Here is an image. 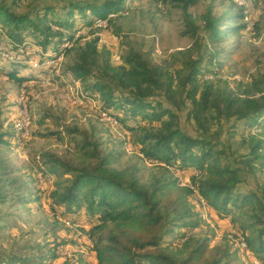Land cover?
<instances>
[{
  "label": "trees",
  "instance_id": "trees-1",
  "mask_svg": "<svg viewBox=\"0 0 264 264\" xmlns=\"http://www.w3.org/2000/svg\"><path fill=\"white\" fill-rule=\"evenodd\" d=\"M163 2L182 10V34L193 39L189 47L160 63L130 47L115 63L111 50L100 46L98 37L81 41L80 36L65 48L64 54L72 55L62 72L66 84L78 82L84 98L96 100L101 111L118 121L135 151L151 164L147 180L141 181L135 165L114 167L120 154L111 151L101 156L95 143L84 137L75 144L77 164L52 153L41 154L40 176L50 177L48 183L55 186L51 208L73 225L82 216L89 220L96 264H245L228 239L218 238L214 229L192 237L204 219L194 197L221 218H232L249 256L264 264V195L239 187L242 169L251 173L257 161L264 163V75L233 84L220 75L217 60L221 42L240 38L245 14L242 8L222 14L208 8L195 17L188 8L198 0ZM125 3L76 0L59 10L44 4L19 12L11 3L0 1V62L6 66L5 75L19 83L35 81V75L19 74L30 67L28 59L34 53L43 64L56 59L79 26L91 27L96 19L122 10ZM117 17L109 18L105 28L114 27ZM12 54L16 56L11 58ZM49 68L37 69L47 72ZM208 73L214 74L213 79L202 80ZM182 114L194 125L195 134L181 127ZM224 123L240 129L241 143L248 147L237 159L220 141ZM254 128L257 133H252ZM231 130L225 139L233 137ZM11 137L0 133V144H9ZM6 168L0 157V203L6 198L5 183L12 180L5 177ZM176 173L190 176L181 184ZM65 174L69 177L63 178ZM56 258L55 243L0 249V264H50Z\"/></svg>",
  "mask_w": 264,
  "mask_h": 264
},
{
  "label": "rangeland",
  "instance_id": "rangeland-1",
  "mask_svg": "<svg viewBox=\"0 0 264 264\" xmlns=\"http://www.w3.org/2000/svg\"><path fill=\"white\" fill-rule=\"evenodd\" d=\"M0 1L11 3L12 9L16 11L28 12L39 9L44 4L59 10L69 1L76 0H15V4L14 0ZM234 1L241 7L231 4L229 0H198L188 8L195 17H200L208 8L215 14L243 9L245 28L240 38L228 37L221 42V52L217 57L220 75L233 84L264 75V0ZM115 15H123L117 17L114 22V27L119 30L118 35L115 34L113 26L105 28L109 18L105 21H98L104 19L98 18L91 27L79 26L74 38L60 47L63 50L56 59L47 60L43 64L40 62V55L34 53L30 60L28 59L30 67L26 70L20 69L19 74L35 75V81L19 83L16 79L8 78L3 68L6 66L0 62V133L8 132L12 135L9 144H0V157L5 160L7 166L5 177L12 179L5 183L6 198L0 203L1 250L15 251L31 243H55L58 258L50 264H64L66 260H69L70 264H96L89 237V220L82 216V219L73 225L68 219L56 216L50 204L54 184L40 185L36 182V177H41L39 167L42 164L41 154L44 152L77 164L79 158L75 144L86 137L87 141L95 143L94 146L101 156L111 151L120 154L119 160L112 164L114 167L135 165L141 181L144 182L148 178L150 162L143 160L135 151L133 144L129 142L128 134L119 123L117 122V127L116 124L112 126L103 120L99 114L98 102L82 97L77 83H65L68 80L62 72L72 53L65 55L64 50L80 36L81 41L98 37L100 46L111 50L115 63L120 62V57L130 47L152 62L160 63L170 60L176 51L189 47L193 39L182 34L185 27L182 10L164 3L163 0H126L122 10L109 13L107 17L115 18ZM200 37H203L202 34ZM6 56L7 54H3V57ZM14 56L16 55H10L11 58ZM42 65L50 67L47 72L37 69ZM206 75L202 76V80H207ZM23 102L28 108L30 118V129L25 137L12 129V121H17ZM181 127L191 134L196 133L194 125L185 119L184 114L181 115ZM229 130L233 131L234 135L227 140L225 138ZM252 130L258 132L255 128ZM262 131L264 132V126ZM239 133L240 129L230 128L227 123L223 124L220 141L228 149L232 159L248 152V147L241 143L242 135ZM261 136H264V133ZM246 137L247 135H244V138ZM261 153L264 154V149ZM242 174L239 186L241 190L253 189L264 195L263 162L257 161L254 172L242 169ZM186 176L183 178L187 179ZM67 177L68 174L63 176ZM20 199H25L26 202ZM192 201L204 215L192 237L203 236L209 228L215 230L218 238L232 240L235 237L238 224L233 222L232 218H221L213 210L204 209L197 198L193 197ZM238 213L239 210H236L232 215L236 217ZM65 240L67 242L62 243ZM239 255L245 264H260L258 259L250 258L247 254Z\"/></svg>",
  "mask_w": 264,
  "mask_h": 264
},
{
  "label": "built area",
  "instance_id": "built-area-1",
  "mask_svg": "<svg viewBox=\"0 0 264 264\" xmlns=\"http://www.w3.org/2000/svg\"><path fill=\"white\" fill-rule=\"evenodd\" d=\"M113 17H116V15ZM107 18H110V17H106V18L98 20V21H105ZM206 76H207V79H213L214 74L208 73ZM244 82H246V81H244ZM75 83H77L78 89L80 90L79 93L83 97V93H82V90L80 89L79 83L78 82H75ZM27 110H28V108L25 105V103L23 102L21 109L19 110L20 112L18 113V116L16 118L17 121H15V122L12 121L13 131L19 132L18 134L24 135L23 137H25L26 134L28 135V131L30 129L29 111H27ZM99 114H100V117L103 120H105L106 122H108L110 125L114 126L116 124V126L119 127L120 124L119 125L117 124L118 121L115 120L107 112L99 110ZM252 133H256V132L254 130H252ZM176 175L180 179L179 181L181 184L186 183V181L182 178V175H180L179 173H176ZM38 181L41 185H45L46 183L51 182L52 179L50 177H48L47 179L40 177L38 179ZM201 201H202L203 208L207 209L208 205L203 200H201ZM228 243L233 249H236L238 253L249 255L247 243H246L243 235L240 232H236L235 237L232 240H228ZM248 257L251 258V256H248ZM254 262H256V260H254Z\"/></svg>",
  "mask_w": 264,
  "mask_h": 264
}]
</instances>
